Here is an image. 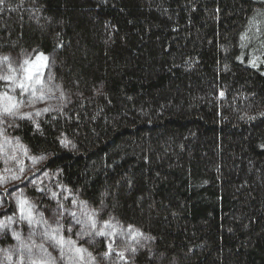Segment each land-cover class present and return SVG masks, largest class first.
<instances>
[{"label": "trees", "instance_id": "1", "mask_svg": "<svg viewBox=\"0 0 264 264\" xmlns=\"http://www.w3.org/2000/svg\"><path fill=\"white\" fill-rule=\"evenodd\" d=\"M25 54L66 97L34 121L0 117V140L35 162L0 182V264L70 245L74 264H264V0H2L0 58ZM73 201L129 230L126 260L112 234L49 231L47 208Z\"/></svg>", "mask_w": 264, "mask_h": 264}, {"label": "rangeland", "instance_id": "2", "mask_svg": "<svg viewBox=\"0 0 264 264\" xmlns=\"http://www.w3.org/2000/svg\"><path fill=\"white\" fill-rule=\"evenodd\" d=\"M26 61L27 63H25ZM28 69L32 70L31 79H27V76L29 75V72L27 71ZM3 77H10L11 79H3ZM0 81H2L5 87V90L0 91V117L6 116V118L4 117L6 120H11L15 116L21 117L26 114V112L31 111L30 115H32V117H27L30 118L31 121H34L47 112L60 110V106L63 103L65 104L66 96L60 93L59 88L56 86L52 78L49 66L47 65V60L41 57H29L25 54L20 57H7V60H5V57L0 58ZM21 83L24 84V88L19 86ZM47 104H51V106L47 108ZM5 108L11 109V114L5 113ZM0 130L3 131L1 127ZM33 159L29 156L26 149L17 141L2 138L0 140V161L2 162L4 170L0 174V182L5 180L6 182H9L14 179L13 177H19L20 174L24 178L25 176H28L33 169H35V162H33ZM23 177L20 178V180H22ZM27 179L28 181H26V183H28L29 186L35 185L38 184L37 180L40 179V176H31L30 178L27 177ZM19 191L20 190L16 191L14 195L16 206L19 208V215L21 216L20 213H23L24 217L26 216V219H32V212L35 213L33 206L36 205V202H31L24 192L21 193ZM48 197L54 202V204H57L54 195L48 194ZM65 198L69 199L70 196L66 195ZM47 212L49 215L48 224L51 226L50 220L53 225L56 224L54 227H49V231L53 232V234L58 232L59 227H57V225L61 220L68 219L66 228L64 229L68 234V237L74 236L77 240L82 238L81 240L86 244H92V240H94L96 236H93V234L90 233L98 231L100 234L106 233L109 236L112 234L108 242L113 254L112 257L117 259L122 258L123 261L127 259L124 252L128 251L131 247V243H129V230H127L128 234H125L126 230L124 228L117 227V229H115V223L109 222V225L101 224L92 211L76 201H73V204L71 203V207L68 209L62 208L59 204L52 210L47 208ZM61 228L63 229L64 227ZM115 230L116 232L114 233ZM43 235L42 232L38 233V231L31 230L28 232V235H24L25 240L27 241L23 242L28 245H37L34 239L44 237ZM68 242L70 241L68 240ZM67 251L69 257L67 258V256L64 255V259L62 258V261L65 262L64 264L84 262V259L82 260L80 258L81 253L79 249L75 245H70ZM45 254V252L41 254V259H44V261H41V264L46 262L45 258L47 257V254ZM0 261H2V259H0ZM50 261V264H53V262L55 264L62 262L61 259L58 261V258L57 261L56 259ZM110 261L112 264L119 263L114 259H110ZM30 263H32V261Z\"/></svg>", "mask_w": 264, "mask_h": 264}, {"label": "snow or ice", "instance_id": "3", "mask_svg": "<svg viewBox=\"0 0 264 264\" xmlns=\"http://www.w3.org/2000/svg\"><path fill=\"white\" fill-rule=\"evenodd\" d=\"M0 2H2V0H0ZM5 60H7V57H5ZM25 63H27V61ZM27 71L29 72V75L27 76V79H31L32 78V76H31V71L32 70L28 69ZM3 79H11V78L10 77H3ZM19 86L21 88H24V84L23 83H21ZM4 111H5V113L11 114V109H9V108H5ZM13 178L14 179H19V177H13Z\"/></svg>", "mask_w": 264, "mask_h": 264}]
</instances>
